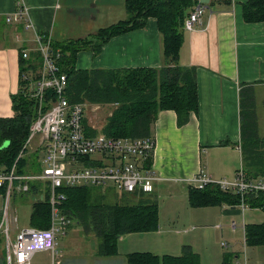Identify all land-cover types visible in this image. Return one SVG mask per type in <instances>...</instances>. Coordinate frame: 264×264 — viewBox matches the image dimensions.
Segmentation results:
<instances>
[{"label":"crops","instance_id":"1","mask_svg":"<svg viewBox=\"0 0 264 264\" xmlns=\"http://www.w3.org/2000/svg\"><path fill=\"white\" fill-rule=\"evenodd\" d=\"M247 1L208 0L199 27L191 32L183 30L177 66L195 70L196 112L189 115L182 127L176 125L173 112L160 111L154 120L148 136L155 143L148 166L155 175L153 190L140 198L138 193L119 194L111 186L96 187L114 198L119 197L115 199L118 203L135 204L141 199H150L157 208V199L162 200L161 213L157 208L156 231L123 234L118 238L117 254L105 258L97 254L98 240L90 232H79L73 224L75 221H70L64 235L58 236L59 240L56 238L53 256L40 251L33 255L30 264H126L127 256L137 252L177 258L184 247L197 255L199 264H264V246L246 247L243 235L248 224L264 223V219L254 221L250 214L247 217L244 214L249 210L264 212L263 209L251 208L242 213L237 204L233 207L223 204L205 208L188 206L191 189L188 182L193 175L202 172L214 180H231L240 167L245 171L239 150V92L244 87L254 94L257 135L264 138V23L243 20L241 8ZM18 4L25 12L16 23L8 24L4 17L14 13ZM124 9V0H0V119L12 118L10 98L18 93V82L30 80L37 74L39 60L34 72L27 68L39 57L40 47L48 44L59 55V45L87 39L100 29L124 22L127 18ZM160 36L155 20L149 19L142 29L109 39L97 54H92L91 50L76 52L74 68L78 71L158 69L164 64ZM21 54H26V58L22 59ZM33 83L28 85L31 91ZM94 106L104 107L106 118L116 108L108 104ZM85 122L88 123L86 118ZM93 128L96 135L102 134L101 128ZM30 144L29 148H34L31 154L38 155L39 166L35 174H22L36 177L41 174V158L35 138ZM22 183L14 182L8 196L9 241L25 228L18 224V209L23 205L16 197L40 195L42 201H38L43 202L44 183L40 180L28 183L30 190L36 187L34 195L32 191L19 193L17 186ZM3 196L4 191L0 190V218L4 210ZM31 209L27 228H30ZM234 216L240 218V224L232 221ZM220 221H229L232 230L238 224L243 235V252L225 242L217 246L213 231L220 230L221 226L217 225ZM5 252L6 243L0 234V264H6Z\"/></svg>","mask_w":264,"mask_h":264},{"label":"trees","instance_id":"2","mask_svg":"<svg viewBox=\"0 0 264 264\" xmlns=\"http://www.w3.org/2000/svg\"><path fill=\"white\" fill-rule=\"evenodd\" d=\"M124 4L127 16L124 22L100 29L87 39L59 45L58 63L67 78L64 96L69 104L116 106L102 125L100 132L103 135L113 139H142L149 136L160 111L175 113L176 125L179 127L186 125L189 115L196 112L195 70L177 66L179 49L183 45V22L196 3L194 0H124ZM241 10L246 23H264V0H248ZM149 19L155 20V27L161 35L163 67L116 71H78L74 68L76 52L91 50L92 54H97L109 39L142 29ZM34 60L27 70L34 72L38 68L39 57ZM36 78L37 74H34L32 79L18 82V93L10 98L12 118L0 119V168L4 167V172L13 167L17 155L24 153L28 129L37 117L38 102L31 98L32 91L28 86ZM239 94L241 162L247 175L254 179L261 176L264 169V138L257 135L254 94L247 87L240 90ZM53 95L48 90L45 100L51 99ZM45 110L46 107L42 111ZM91 133L97 134L95 131ZM149 162L150 159L144 163V168L148 169ZM24 164L27 165L26 159H22L19 167L16 163L15 173H25L20 169ZM34 190L35 186L30 191ZM60 193L65 202L58 208L59 212L70 221L84 226L86 233L90 232L98 240L96 251L100 257L115 256L118 238L123 234H144L157 229L158 210L153 200L141 199L135 204L118 203L116 200L111 202L96 187L83 186L64 187ZM188 194L190 208L220 207L221 204L233 207L239 202L236 195L232 197L209 187L202 191H195L191 187ZM138 195L144 197L143 194ZM46 197L47 186L43 202L37 201L31 209L30 228L48 229L49 206ZM246 203L252 209L264 210L263 195L256 199L247 198ZM243 235L246 247H263L264 223L248 224ZM182 251V255L177 258L137 252L127 256L126 264H199L197 255L189 248L184 247Z\"/></svg>","mask_w":264,"mask_h":264},{"label":"built area","instance_id":"3","mask_svg":"<svg viewBox=\"0 0 264 264\" xmlns=\"http://www.w3.org/2000/svg\"><path fill=\"white\" fill-rule=\"evenodd\" d=\"M190 14L183 22L184 31H192L199 27L205 5L200 0H194ZM24 9L18 4L14 13L4 17L8 24L16 23L24 14ZM40 68L36 81L32 85V99L38 102L36 119L29 127V137L26 146L35 140L36 149L40 154V172L36 177L15 173L16 164L7 172H0V190L4 191V210L1 211L0 234L6 243V264H30L33 255L47 252L55 253L57 236L64 235L70 222L68 217L59 212V207L65 202L60 189L97 187L104 189L111 186L117 193L131 196L135 193L148 195L153 190L155 175L152 169L144 168V163L153 155L155 143L149 137L142 139L108 138L105 134L94 135L92 126H85L86 105L69 104L65 100L66 75L58 63L59 55L53 52L50 45L40 47ZM25 59L26 54H21ZM54 94L45 100L46 92ZM44 107L47 110L42 111ZM25 146V148H26ZM40 180L47 186V203L50 214L48 229L27 228L20 230L12 240H8L6 224L8 218V196L12 193L14 182L19 193H28V183ZM189 186L195 191L205 187L217 189L228 195H237L240 212H246L251 207L246 203L247 198L256 199L264 196V169L261 176L251 179L247 172L240 167L232 179L214 180L206 173H198L189 179ZM263 209V208H262ZM262 209H259L262 211ZM224 246L223 244H221Z\"/></svg>","mask_w":264,"mask_h":264},{"label":"rangeland","instance_id":"4","mask_svg":"<svg viewBox=\"0 0 264 264\" xmlns=\"http://www.w3.org/2000/svg\"><path fill=\"white\" fill-rule=\"evenodd\" d=\"M85 112V118L86 121L88 123H86L88 126H92L95 127V129H99L102 128L103 123L105 122L107 113L106 110L101 107H96L94 105H86V109L84 110ZM94 125V126H93ZM96 129V130H97ZM100 130V129H99ZM37 138V137H36ZM35 138V140H36ZM31 144H29L28 148L24 151V153H21L19 155H17L16 160L14 162V164L17 163V167H19V163H21L22 159H26L27 160V165L25 166V164L22 166L21 171L26 172L27 174H35L37 171V166H38V155L37 153L35 154H31L34 148H29ZM36 152V151H35ZM37 155V156H36ZM13 164V165H14ZM21 166V164H20ZM31 167V168H30ZM4 167L0 168V172H2L4 169ZM102 194H105L106 199L108 198V200L112 201V200H119V197L114 198V196L110 195V193L106 194L104 191H102ZM38 200L42 201V196L37 195L36 197L34 196H28V195H23L21 198L16 197V201L20 204L23 205V207H19L18 209V217H19V226L24 228L27 226L28 223V218H29V210L31 209V205L35 202H37ZM22 201V202H20ZM162 200H158L157 199V208L161 213V207L159 205H161ZM17 203V204H18ZM24 203V204H23ZM49 214V212H48ZM250 214V216H252V220L254 221H259L261 222L264 219V212H260V211H252L249 210L247 213L244 214V217H247ZM49 218H50V214H49ZM250 220V219H249ZM232 221H235L236 223L240 224V218L238 216H234V218L232 219ZM246 222H248V220H245ZM50 223V221H49ZM48 223V226H49ZM74 226L76 227V229L80 232H82L84 230V232L86 233V230L84 228V226H78V224H76V221L73 222ZM237 225H235V227L232 230V227L230 225L229 221H226L225 223L223 221H220V223H218L217 225L221 226L220 230H215L213 231L215 233V236L217 237V246L221 243V242H225L228 243V245H233V247H237L238 249H240L241 252V245L243 244V235L241 234V229L240 227ZM83 233V232H82ZM58 238V236H57ZM60 238H58L59 240ZM218 250H224V249H220L219 247H217ZM244 250V249H243Z\"/></svg>","mask_w":264,"mask_h":264},{"label":"water","instance_id":"5","mask_svg":"<svg viewBox=\"0 0 264 264\" xmlns=\"http://www.w3.org/2000/svg\"><path fill=\"white\" fill-rule=\"evenodd\" d=\"M200 3H203V5H207L208 4V0H200Z\"/></svg>","mask_w":264,"mask_h":264}]
</instances>
